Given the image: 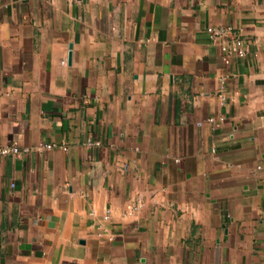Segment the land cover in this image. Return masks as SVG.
I'll return each mask as SVG.
<instances>
[{
	"label": "crops",
	"instance_id": "1",
	"mask_svg": "<svg viewBox=\"0 0 264 264\" xmlns=\"http://www.w3.org/2000/svg\"><path fill=\"white\" fill-rule=\"evenodd\" d=\"M0 142V264H264V0H0Z\"/></svg>",
	"mask_w": 264,
	"mask_h": 264
},
{
	"label": "built area",
	"instance_id": "2",
	"mask_svg": "<svg viewBox=\"0 0 264 264\" xmlns=\"http://www.w3.org/2000/svg\"><path fill=\"white\" fill-rule=\"evenodd\" d=\"M208 32L214 40L218 39H224V37L228 34L229 28L225 26L220 27H213L210 26L208 28ZM222 51L229 55H234L238 57H245L248 53L247 46L242 38H236L232 40L231 42H223L221 44ZM63 63L66 64L67 60H63ZM221 85H224V79L222 80ZM222 99L225 101L226 97L222 94ZM215 118H210L209 121H214ZM89 145H92L93 142L90 141L88 143ZM57 147L56 144L48 143V142H42L36 147H30V146H24L20 147L17 145H10V144H4L0 142V157H7V156H15V157H28L33 152H36L37 150L41 149H52ZM63 150H67L66 146H62ZM104 218L108 220L110 218V209L105 210Z\"/></svg>",
	"mask_w": 264,
	"mask_h": 264
},
{
	"label": "water",
	"instance_id": "3",
	"mask_svg": "<svg viewBox=\"0 0 264 264\" xmlns=\"http://www.w3.org/2000/svg\"><path fill=\"white\" fill-rule=\"evenodd\" d=\"M70 46L71 47H70V52H69V63L72 62V57H73V55H72V44Z\"/></svg>",
	"mask_w": 264,
	"mask_h": 264
}]
</instances>
